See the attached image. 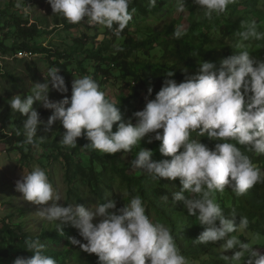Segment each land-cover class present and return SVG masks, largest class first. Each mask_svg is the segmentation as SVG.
Listing matches in <instances>:
<instances>
[{
  "label": "clouds",
  "instance_id": "obj_1",
  "mask_svg": "<svg viewBox=\"0 0 264 264\" xmlns=\"http://www.w3.org/2000/svg\"><path fill=\"white\" fill-rule=\"evenodd\" d=\"M132 0H48L52 13L59 14L71 24L102 25L119 37L132 20L135 9L129 11ZM234 0H194L204 11L206 18L226 12ZM151 7L156 0H148ZM177 11H185V0H177ZM18 7L28 14L32 9L24 0ZM178 27L176 38L184 35ZM238 35L243 41L264 38L253 21ZM244 50L221 61H201L195 76L177 83L169 71L160 90L153 99V89H147L143 110L133 114L125 122L119 107L106 98L105 93L91 76L73 80L70 99L50 102L49 85L61 94L68 91L60 69H48L43 83H34L25 95H14L7 101L13 114H21L25 142L35 146L37 128L41 123L39 113L33 108L37 102L44 109H54L47 121L48 129L59 121L65 129L60 142L76 147L77 139L84 136L91 147L107 155L131 152L145 136L148 143L159 142L160 161L152 160L153 152L140 147L130 164L142 170L154 180L179 181L180 190L172 194L174 202L183 204L189 216H195L204 231L196 240L199 243H221L223 259L229 264H264L260 255L236 235L246 230L249 221L241 217L238 225L235 217L224 215L215 202L214 193L231 189L237 195L245 194L258 183H264V171L256 167L237 145L250 146L257 154H264V62L250 56ZM251 93V95H249ZM67 106V107H66ZM116 126L113 132V126ZM199 129V131H197ZM215 141L209 149L200 140L192 139V133ZM16 190L25 201L41 206L38 213L43 219L55 222L57 228L69 224L86 241L70 238V243L81 251L95 254L97 264H188L181 254L175 238L165 225L154 223L135 196L127 205L117 207L118 201L84 206L58 205L60 194L49 181L45 170L35 167L22 174L16 182ZM187 194V195H186ZM167 200V196L163 197ZM98 220L97 223H93ZM25 245L32 254L18 257L14 264H56V260L44 254V245L38 239H27ZM246 257V258H245Z\"/></svg>",
  "mask_w": 264,
  "mask_h": 264
},
{
  "label": "trees",
  "instance_id": "obj_2",
  "mask_svg": "<svg viewBox=\"0 0 264 264\" xmlns=\"http://www.w3.org/2000/svg\"><path fill=\"white\" fill-rule=\"evenodd\" d=\"M161 1L157 3L156 0V6L151 7L148 0H132L129 11L134 8L135 12L121 35L117 37L111 30L104 27L105 39L96 49L86 48L87 44L83 36L74 41L73 48L69 52L50 51L33 44L41 34L36 22L30 25V21L15 18L14 23L5 26V29L0 23V32H6V29L15 32L14 38L17 42L9 48L6 41L0 40V57L6 58L0 60V81L7 85L4 93L0 91V124L3 125L0 130V144L6 145L10 153L19 155L23 169L31 168L36 162L37 151L41 150L43 153L50 151L51 154L46 160L58 163L64 172V181L68 187L65 206L81 205L86 209L89 205L87 191L94 197V204L107 203L109 199H115L118 201V208L129 204L135 196H140L146 215L154 223L165 225L170 229L181 254L199 259L203 254L209 253L215 244H203L196 241L205 226L200 225L195 216H189L182 203L172 200V194L179 191L181 187L178 180H154L146 172H138L135 176L130 175L132 165L127 164L123 157L130 156L131 159L134 157L132 151L107 155L87 147L90 141L84 136L77 139L76 147L63 145L60 140L65 129L57 121L48 129L47 121L53 114L52 109L37 106V102H34L33 108L38 111L41 123L34 138L44 140H37L35 146L27 144L23 130L26 117L19 113L13 114L7 104L12 96L17 94L23 96L29 91L31 86L28 80L36 83L44 82L42 75L36 68H32L33 65H30L31 67H28L24 73L18 69L24 67L27 62L26 59L16 58L20 54L28 57L43 55L48 61L56 57L55 62H50V68H59V75L63 76L65 83L70 84L74 75L80 78L87 75L97 82L102 92L107 80L118 77L116 81L119 85L127 89L131 88L132 96L136 100L139 98L145 100L144 95H147L149 87L153 89L151 96L153 99L169 71L175 74L171 79L179 83L186 77L195 76L201 61L214 62L219 68L223 59L244 50L240 47L241 44L245 45L251 57L264 62V38L243 41L238 35L245 30L247 24L253 21L257 25V31L264 34V0L233 2L229 4L226 12L214 13L211 19L205 17L203 9L195 4L194 0H185L190 12L197 14V20L184 31L185 34L181 38H176L174 35L176 29L181 28L178 20L172 21L162 31L153 30L144 23L143 28L137 27L135 32H131V28L134 27L133 22L137 21L139 24V17L145 22L149 15L165 16L167 6L171 3L166 0ZM235 4L238 5L235 6ZM55 25L57 28L62 25L66 31L75 26H71L59 14L56 15ZM149 43L157 44L154 49L160 53V58L152 61V49L148 48ZM77 57H81V60ZM9 59H13L14 68ZM87 67L92 68L91 74L87 71ZM118 104L116 105L119 107L123 121L133 118V111H128L122 105L123 103ZM192 139H201V143L209 149L215 147L216 142L209 140L206 134L202 137L197 132H193ZM237 147L256 167L264 171V154L255 153L250 150V146L237 145ZM158 149L159 142L155 141L152 148L154 161L170 159L163 157ZM84 153L87 156H83ZM39 159L43 166L44 159ZM118 192H122L123 195L119 196ZM165 196L167 200L163 199ZM214 197L224 215L229 218L235 217L237 225L241 217H247L248 228L253 233L264 234V183L256 184L243 195H237L231 189H226L224 192H215ZM51 223L50 227L46 226L45 230L32 236L28 230L24 229V225L12 227L10 218L3 220L5 230L20 243V253L26 258L32 253L26 248L25 240L38 239L41 244H44V241L49 242L48 245H44V254L54 258L56 264H97L98 258L95 254L81 251L78 245H71L68 249L64 247L65 250H60L61 242L66 238L68 241L70 238H75L81 243L86 241H83L78 231L69 227L68 224L61 225L59 232L57 224ZM243 239L247 241L246 238L243 237ZM262 247L264 249V246ZM5 254L7 250L0 246V259ZM261 255H264V252Z\"/></svg>",
  "mask_w": 264,
  "mask_h": 264
},
{
  "label": "rangeland",
  "instance_id": "obj_3",
  "mask_svg": "<svg viewBox=\"0 0 264 264\" xmlns=\"http://www.w3.org/2000/svg\"><path fill=\"white\" fill-rule=\"evenodd\" d=\"M161 0H157L159 3ZM170 2L167 6V13L165 16L163 15H149L145 22H143L142 18H138L139 24L137 21H134V27L131 28V32H135L137 27L143 28L144 23L148 25L151 29L156 31L164 30L168 24L172 21H180L181 28L183 31L187 30L191 24H193L197 20V14H193L190 12L188 6L185 4V11L178 12L177 11V0H166ZM239 0H234V2H238ZM162 2V1H161ZM24 3L27 7L31 8L32 10L25 14L20 7H18V0H0V23L2 27L5 29V26L11 25L14 23L15 18H21L22 20L30 21V25L34 24L35 22L38 24L41 34L40 37L36 38L33 42L34 45L38 47L46 48L50 51H60L62 53L69 52L70 49L73 48V43L75 40L83 38L85 36V43L87 44L86 48L96 49L105 39V32L104 26L102 25H94L90 26L87 23L83 22L81 24H75L73 29L66 31L64 27L61 25L60 27H56L55 25V13H52L51 6L48 3V0H24ZM238 4H235V6ZM241 9V7L239 8ZM68 22V21H67ZM69 23V22H68ZM71 26L74 24L69 23ZM13 31L7 30L6 32H0V40H4L7 42V46L12 48L17 42L15 40ZM7 37H10L7 39ZM157 47V44L152 43L148 44V48L152 49L151 58L152 61L155 58H160V53L154 49ZM19 56V55H18ZM16 56V58H18ZM4 57H0L2 60ZM78 60H81V57H77ZM6 59V58H4ZM18 59H26L27 62L22 68L20 69L21 72H26L30 65H33L32 68H36L39 74L42 75V79L47 77L48 69L50 68V62H55L57 58H51L49 61L43 55H33ZM11 64H13V68L15 67V63L13 59H9ZM87 71L91 74L92 68L87 67ZM80 78L77 75H74L70 81V84L65 83L68 91L66 93H59L51 88L49 85V100L50 102H59L60 100L64 99L65 97H71V85L74 79ZM118 78V77H117ZM116 78V79H117ZM116 79H110L106 81L104 86V93L111 102L114 104L123 103L122 105L128 109V111H133L134 114L137 111L143 110L146 99L143 100L142 98L134 99L133 98V91L131 88H124L125 86H120L119 82ZM176 81V80H175ZM30 86L36 83L32 80L27 81ZM177 82V81H176ZM178 83V82H177ZM7 85L0 81V91L5 92ZM5 88V89H4ZM31 88V87H30ZM146 97V94L144 95ZM122 101H120V100ZM151 99V97H148ZM120 105V104H118ZM37 106H40L37 104ZM67 107V106H66ZM133 109V110H130ZM54 109H52V113ZM132 114V115H133ZM133 124H135V119H129ZM129 120H126L129 121ZM59 123V121H57ZM3 125L0 124V130ZM116 126L113 127V132H115ZM81 138V137H80ZM149 136H145L141 142L140 146H134L132 148V154L135 159L140 147L144 149H148L152 151L153 146L155 145V141L152 143H148ZM77 142V141H76ZM35 158H38L34 164H32L31 168L23 169L20 164V157L17 153H10L7 146L4 144H0V246L4 247L7 250V254L0 259V264H14V261L18 257H24V254L20 253V243L13 239L11 234L5 230V226L3 224V220L5 218H10V223L12 227L22 226L24 225V229L28 230L31 235H38L42 230H45V227L51 226V222L43 219L38 213L41 210V206L34 205L30 202H27L23 199L22 194L16 190V182L21 179L22 174H28L32 171L35 167H40L41 169L45 170L49 181L52 183L54 189L60 194L61 201H58V205L65 206L67 200V191L68 187L64 181V172L61 168V165L58 163H52L51 161L48 162L47 156L51 154L49 151L48 153H43L41 150L37 151ZM83 156H87V154H83ZM44 159L43 166L40 164V159ZM129 164L131 159L130 156L123 157ZM153 160V159H152ZM155 160V159H154ZM138 172H143L139 169L130 170L129 174L134 175ZM119 196H122V192H118ZM87 196L89 200V205L86 209L90 206L94 205L93 199L94 197L87 191ZM117 195V197H119ZM98 203V202H96ZM95 203V204H96ZM13 218V219H11ZM98 220H94L93 223H97ZM69 225V224H68ZM71 225H69L70 227ZM236 235L242 242H245L243 239L246 238L247 244L251 248H254L260 255L264 252L262 246H264V234L262 233H253L251 229L247 228L246 230H238L236 233L232 234ZM250 240V242H248ZM49 242L44 241L43 245H48ZM221 243H216L215 246L211 249V251L207 254H203L199 259H195L193 257L189 258L186 257L188 264H229L228 261L223 259L224 255H232L231 252L225 253V250L221 247ZM51 244H53L51 242ZM62 247L60 250H65V248H70L71 243L66 239L61 242ZM59 249V248H58ZM76 258V257H75ZM246 258V257H245ZM243 264V260L241 261Z\"/></svg>",
  "mask_w": 264,
  "mask_h": 264
},
{
  "label": "built area",
  "instance_id": "obj_4",
  "mask_svg": "<svg viewBox=\"0 0 264 264\" xmlns=\"http://www.w3.org/2000/svg\"><path fill=\"white\" fill-rule=\"evenodd\" d=\"M25 58V57H28L27 55H24V54H20L19 56H18V58Z\"/></svg>",
  "mask_w": 264,
  "mask_h": 264
}]
</instances>
